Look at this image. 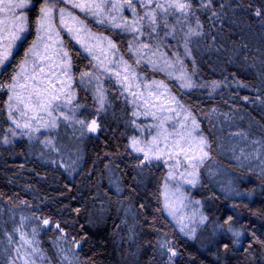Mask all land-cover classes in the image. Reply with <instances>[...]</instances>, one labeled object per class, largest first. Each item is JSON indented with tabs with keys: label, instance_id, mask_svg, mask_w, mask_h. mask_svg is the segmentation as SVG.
<instances>
[{
	"label": "trees",
	"instance_id": "1",
	"mask_svg": "<svg viewBox=\"0 0 264 264\" xmlns=\"http://www.w3.org/2000/svg\"><path fill=\"white\" fill-rule=\"evenodd\" d=\"M42 2L32 0L27 9L17 10L27 13L29 31L8 70L0 73V243L11 234L18 248L9 249V260L0 251V264L34 263L30 250L20 244V233L30 237L40 264H264V174L245 171L244 181L236 185L248 197L232 200L219 195L201 172L200 187L190 196L199 218H205L204 225L189 239L175 231L161 204L164 170L157 162L142 164L132 150L133 138L139 140L154 129L162 149L170 148L163 142L166 138L174 139L171 147L177 141L184 143L177 133L186 136L195 118L199 128L193 135L207 140L205 161L237 168L242 153L264 158V0H211L207 8L201 0H193L195 16L190 24L195 28L198 18L201 35L188 39L186 51L187 27L176 25L175 38L165 37L156 56L145 50L139 65L137 43L129 49L133 33L100 25L91 15L71 10L90 30L111 37L141 77L137 81L141 87L131 89L143 92L135 103L124 90L123 78L105 81L103 112L98 115L92 97L79 84L81 73L90 70V60L81 45L60 34L72 62L71 110L76 113V106L82 105L77 118L98 121L100 131L95 135L72 132L70 113L71 119L64 120L63 112L53 111L57 127L43 130L32 125L38 131L17 128L9 119L12 77L21 71L24 52L36 40L35 20ZM136 11L144 12L139 0ZM122 15L135 19L127 7ZM169 23L175 19L169 17ZM142 30L138 43L154 45L164 37L162 28L150 37L146 22ZM164 60L173 68H165ZM181 72L194 87H181ZM152 81H163V107L175 111L162 110V103L149 96L143 85ZM159 91L165 93V88ZM172 96L183 108L171 102ZM11 114L21 124L20 114L12 108ZM51 118L46 114L41 123ZM64 158L74 161L72 169L63 166ZM45 219L50 222L47 229L42 226ZM165 242L176 255L161 247Z\"/></svg>",
	"mask_w": 264,
	"mask_h": 264
},
{
	"label": "snow or ice",
	"instance_id": "2",
	"mask_svg": "<svg viewBox=\"0 0 264 264\" xmlns=\"http://www.w3.org/2000/svg\"><path fill=\"white\" fill-rule=\"evenodd\" d=\"M31 4L32 0H0V5H2L0 6V12L5 13V16L0 18V73L6 72L8 70L15 58V50L23 45V41L26 39L25 33L29 31V17L27 13L25 11L17 12V10L27 9ZM62 4H70L72 8L79 9L86 15H91L100 25L110 24L113 28H119L124 32L133 33V42L129 44V49H132L133 43H137L135 52L138 53L140 57L136 60L137 65L141 63V58L147 55L145 50L150 51L152 56H156L157 51L159 50L160 45L165 37L173 35V38H175L174 34L176 31V25H180L181 28L187 27V31L184 33L186 51L188 39L193 35H201L198 18L195 28H193L190 24V17L195 16L193 11V0H139V7L144 9L142 15L136 11V0H43L35 20L37 33L36 40H34L31 46H29L24 52L23 60L18 66L20 67L21 71L12 77L14 83L11 85V87L13 89H15L18 84H20L21 77L25 81L28 79L35 81L36 68L40 67V71L43 72V67L41 66L43 62H52L54 58H58L60 64L62 65L61 74L66 76L69 81L72 79L70 74V69L72 67L71 58L69 57V53L64 49V42L60 39V32L57 30V26L54 23L58 14L60 20L59 27L66 30L78 44H81L84 50L87 51L94 60L99 61L98 64L93 65L94 68L102 69L103 72L109 73L110 76L114 75L118 82H121V76L123 75L122 82L124 85V90L130 92V94L134 97L133 103L143 97V92H131L133 87H141V85L137 83L141 77L137 75L133 66L124 59L123 55L119 54L120 50L118 49L117 45L106 36H97L96 34L88 31L84 21L78 16L74 15L73 12L69 11L67 7L60 6ZM201 4L203 7L207 8L211 5V0H207L206 3L204 0H201ZM125 7L132 11L135 19H125V17L122 15ZM213 15H215V13H213ZM256 15H260L259 10H257ZM169 17H173L175 19L174 24L169 23ZM144 22L147 23V28L150 29V37L152 33L158 34V29L160 28L165 30L164 37H161L154 45L151 43H138L139 37L144 35V31L142 30ZM92 40H95L96 43H92ZM105 41L107 42L106 47ZM97 52L100 53V56L96 54ZM160 55L163 56L164 54L160 53ZM173 55L177 56V63L182 64V61L179 60L178 54L173 53ZM101 56H103V59L100 58ZM109 56L118 57V59H109ZM29 57H32L31 63L33 65L31 76H29L27 70V65L30 62ZM148 62L152 63L154 67L156 66V62L152 61L151 59H149ZM164 66L167 69L173 68V64L167 60H164ZM165 68H161L160 70H165ZM169 75H171V72H169ZM86 78L87 83L91 84L93 78L99 80L100 76L96 73L82 72L80 77L81 82H85ZM178 79H183L184 81L181 84V87H194L190 77H187L183 72H181V76L178 77ZM20 86L24 89H27L28 87L27 84H21ZM67 87L70 88L71 85L68 84ZM162 87L165 88V93H161L159 91V89ZM143 88L145 90H149V96H154L156 99H161L166 94V86L164 85L163 81H152L151 85L145 83ZM96 92L98 101L101 104V107H103L105 97L103 94V89L99 85H97ZM48 96L49 93L46 89L37 88L28 92L27 100H25L24 96L19 93H16L14 97H9V99L12 100L15 98L17 105H24L22 109L19 107L16 108V110L20 112L21 116H27V113L34 108L37 111L45 112L49 117H52L49 121L44 122L41 125L42 127L56 128L57 120L52 116V113L61 107V105L58 103L60 96L56 95L55 91L51 93L50 99ZM65 96L66 104H71L75 99V94L71 91L65 93ZM170 100L178 107L183 108V105L179 103L176 97L172 96L170 97ZM54 101L57 103H54ZM144 103L148 104L149 101L145 99ZM152 106L156 107L155 104ZM77 107H80V105H77ZM160 107L162 110L175 111V109L172 108L164 109L163 104L160 105ZM9 108V119L12 120L17 128H27L30 131L39 130L38 128H33L29 121L31 119L43 120L42 116L29 117V121H26L23 125H21L16 119L13 118L11 114V105H9ZM133 114L135 115L136 113ZM144 114H151L155 117V113H149L146 111ZM63 118L64 120L71 119V117L67 114H65ZM76 123L86 126L88 131L91 132H95L98 126L95 120H93L91 124H86L84 120H77ZM192 125V129L187 132L186 136L177 133V135H180V139L184 141V143L177 141L174 144V147L179 149L177 155H185L186 158L191 161L189 167L195 169L208 157V152L206 151V138L202 135L199 137L193 135L199 128L195 118H192ZM182 127H184V125H182ZM45 143H50V141H45ZM138 143L139 142L133 138V149L137 152L143 151L144 159L149 160L151 158L149 156V152L153 151V149L148 148L146 151L143 148L137 147ZM158 151H161L162 154V150ZM189 152L192 153L191 156L188 155ZM197 152L200 154L197 155ZM155 158L160 159V155H156ZM170 158L175 157L170 156ZM177 164L179 165L178 160ZM187 174L189 176H194V173ZM184 175L185 173H181L182 177ZM172 178H174L173 173H169V179ZM185 182L193 185L196 183L195 179L186 180ZM175 193H180L179 199L182 203L185 197L183 196L181 185L179 183L175 186L174 194ZM165 206L168 207L167 204ZM203 219L205 218L201 217V222H203ZM49 223L50 222L47 219L43 221L44 225H48ZM56 227L59 228V225ZM183 230L184 229L182 227L181 231ZM21 239H25L23 234H21ZM11 240L12 238L9 236V242H11ZM25 243H28V241L25 240ZM161 247H168L167 242L161 244ZM33 251H35V249H33ZM169 251H172L170 247ZM172 255L174 256L176 253L172 251Z\"/></svg>",
	"mask_w": 264,
	"mask_h": 264
},
{
	"label": "rangeland",
	"instance_id": "3",
	"mask_svg": "<svg viewBox=\"0 0 264 264\" xmlns=\"http://www.w3.org/2000/svg\"><path fill=\"white\" fill-rule=\"evenodd\" d=\"M60 6L67 7L69 11L74 10V8H72L70 4L69 5L62 4ZM1 16L3 15L0 14V17ZM54 23L57 26V30L60 32V34H63L64 36H66L67 38H70L76 44H78L76 40L73 39V37L69 35V33L66 30L59 27L60 20H59L58 14L56 16ZM90 27L91 26H89V28L87 27L88 31L92 30V29L90 30ZM93 31L94 30H92V32ZM93 33L99 36V34H97L96 32H93ZM91 42L96 43L95 40H92ZM78 45H81V44H78ZM106 45L107 43H105V47ZM83 52L86 55V57L90 60V66H89L90 70L88 69L89 70L88 72L98 74L100 76V79L96 80L93 78L92 83L89 84L87 83V78H86L85 82L83 83L81 82V80H79V84H80V87H82L85 90V92H87L92 97L93 104L96 105L95 112H97V114L99 115L100 113L103 112V107H101V104L99 103L98 98H97V92H96L97 85H99L103 89L104 82L114 80L115 76L114 75L110 76L109 73L103 72L102 69L94 68L93 65L98 64L99 61L94 60L87 51L83 50ZM96 54L100 56L99 52H97ZM31 59L32 57H30L29 59L30 62L27 67L29 76H31L32 71H33V65L31 63ZM101 59H103V56H101ZM109 59H113V57L109 56ZM41 66L43 67V72L40 71V67L36 68V80L33 81L32 79H28L27 81H25L21 77L20 84H18L15 89H12L10 93V97H14L16 93H19L24 96L25 100H27L28 92L39 88V89H46L49 93L48 98L50 99L51 93L55 91V94L60 96V100L58 101V103L61 105V107L55 110L54 113H57L58 115L61 114V112L67 115H69L70 113L74 117V119L70 121L71 123L69 122L71 125L69 129L72 132L75 131L78 135L81 133L82 134H92V135L97 134L100 131V128L98 125V121L96 119L94 120L96 121V124L98 126H97L96 131L93 133H90V131H88V128L86 126H82L76 123L77 120H81L77 118V114L80 113L81 109L84 110L82 105L80 107L76 106V113H74L71 110L73 106L72 105L73 101L71 104H66L65 93H68L70 91V88L67 87V85L68 84L71 85V80L69 81L66 76L61 74L62 65L60 64L59 59L54 58L52 62L45 61L43 62ZM121 78H123V75L121 76ZM21 84H27L28 86L27 89L22 88L20 86ZM103 94H104V90H103ZM157 101L161 102L162 104L164 103L163 99L161 100L157 99ZM54 103H57V102L54 101ZM10 105L12 106L13 113L18 112V114H20V112L17 111L16 108L19 107L22 109L24 107V105H17V101L15 98L10 100ZM46 114L47 113L37 111L36 109L33 108V110L27 113V116L20 115L19 121L20 122L22 121L21 125H23L26 121H29V117L42 116L44 119V116ZM92 121L93 120H86L85 122L86 124H91ZM29 122L31 123V125H34V126L37 125L39 128L42 127L40 126V124H42L41 123L42 120L31 119ZM22 129H27V128H22ZM43 130L45 129L43 128ZM156 131L157 130L154 129L153 133L149 134L146 137H144L140 133L142 137L140 136V139L137 140L139 142L137 147L143 148L146 151L148 150V148L153 149V151L149 152V156L151 157L149 160L144 159L143 151L137 152L133 148L132 150L142 158V161H141L142 164H150V163L157 162V164L159 163V165L161 166L162 170H164L165 176L163 178L162 185L160 188L161 189L160 190L161 204L163 206L164 212L170 224L173 226V228L175 229L177 233H179L181 236H184L185 238L192 239L197 233V231L204 225V221L201 222V219L199 218L198 213L196 212L198 208L196 207L195 202L191 199V196H190L191 192L194 189L200 187L199 178H200L201 172L202 174H204L205 178L211 184L212 188L219 195H222L223 197H226L232 200H237L238 198H241V197H248L246 193L240 192L236 185V182L238 183L239 180L244 181L246 177V173H244L245 171L247 173L257 174L255 176L263 177L262 174H264V158H259L257 155H253L250 158L244 155V153H242L240 155V159L236 161L235 166H237V168H232V167L227 168L224 166H220L214 161L208 159L207 161L204 160L202 164H199L197 168L193 169L189 167V164L191 163V161L188 160L186 156L183 154L177 155V153L179 152L178 148L174 146L171 147V144L174 143V139L166 138L163 142L167 143V145L170 148H167V149L161 148L160 134L159 132H156ZM154 138H155V142H154ZM158 150H162V154H161V151H158ZM196 154L199 155L200 153L197 152ZM156 155H160V159H156L155 158ZM188 155L191 156L192 153L189 152ZM170 156H173L175 158H170ZM177 160L179 161V165L177 164ZM62 162H63V166H65L66 169L68 170L72 169L74 166V161L68 158H64ZM240 169L243 170V172H241ZM169 173H173L174 178L169 179ZM181 173H185V175L182 177ZM187 173H194V176H189ZM191 179H195L196 183L194 185L185 182L186 180H191ZM178 183L181 185V190H182L183 196L185 197L182 203L179 199L180 193L174 194L175 186ZM166 204L168 205V207L165 206ZM42 226L45 229L48 228V226L44 225L43 223H42ZM182 227L184 229L183 231H181ZM21 234L24 235L25 237L24 240L21 239ZM8 235L11 236L13 239V235L11 234H8ZM29 238L30 237L29 236L27 237L25 233H20V239H19L20 244L23 247H25L24 249L30 250L31 255L33 256L35 260L33 261L34 262L33 264H40V263H37L35 259L37 257L36 251H33V249H36V247L32 246L31 244L32 242H30ZM4 239L5 240L0 243V246H2V249L0 251H2L1 254L4 257H6V259L9 260L8 258L9 249L13 248L15 250V248L16 249L18 248L16 247V245L13 246V240L9 244V238L7 236L4 237ZM25 240H27L28 243H25ZM31 240L33 241L35 240L34 231L32 232ZM169 247L171 248L170 243L168 244V247H167L168 251H169ZM169 252L172 255V251H169ZM7 263L8 261H6V264ZM16 264H25V263L18 260V263Z\"/></svg>",
	"mask_w": 264,
	"mask_h": 264
},
{
	"label": "water",
	"instance_id": "4",
	"mask_svg": "<svg viewBox=\"0 0 264 264\" xmlns=\"http://www.w3.org/2000/svg\"><path fill=\"white\" fill-rule=\"evenodd\" d=\"M90 133H93V132L90 131Z\"/></svg>",
	"mask_w": 264,
	"mask_h": 264
}]
</instances>
